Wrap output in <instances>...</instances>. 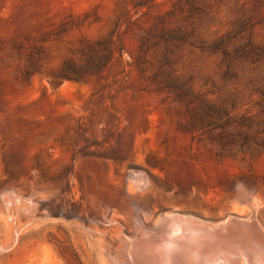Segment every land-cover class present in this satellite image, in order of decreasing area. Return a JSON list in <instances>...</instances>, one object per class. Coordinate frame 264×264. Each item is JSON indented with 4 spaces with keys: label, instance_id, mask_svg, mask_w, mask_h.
<instances>
[{
    "label": "rangeland",
    "instance_id": "obj_1",
    "mask_svg": "<svg viewBox=\"0 0 264 264\" xmlns=\"http://www.w3.org/2000/svg\"><path fill=\"white\" fill-rule=\"evenodd\" d=\"M164 214L264 232V0H0V264Z\"/></svg>",
    "mask_w": 264,
    "mask_h": 264
},
{
    "label": "bare ground",
    "instance_id": "obj_2",
    "mask_svg": "<svg viewBox=\"0 0 264 264\" xmlns=\"http://www.w3.org/2000/svg\"><path fill=\"white\" fill-rule=\"evenodd\" d=\"M137 181L141 183L140 179ZM101 217L97 223L103 225L109 221V209ZM136 219L131 233L135 240L130 243L111 239L105 231L101 242L106 257L116 264H241L243 260L246 264H257L264 261V232L254 219L230 217L215 226L173 214L157 217L146 231L140 216Z\"/></svg>",
    "mask_w": 264,
    "mask_h": 264
}]
</instances>
